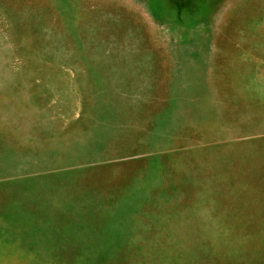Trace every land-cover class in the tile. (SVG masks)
<instances>
[{"label":"rangeland","instance_id":"obj_1","mask_svg":"<svg viewBox=\"0 0 264 264\" xmlns=\"http://www.w3.org/2000/svg\"><path fill=\"white\" fill-rule=\"evenodd\" d=\"M0 264H264V0H0Z\"/></svg>","mask_w":264,"mask_h":264},{"label":"crops","instance_id":"obj_2","mask_svg":"<svg viewBox=\"0 0 264 264\" xmlns=\"http://www.w3.org/2000/svg\"><path fill=\"white\" fill-rule=\"evenodd\" d=\"M206 83V82H205Z\"/></svg>","mask_w":264,"mask_h":264}]
</instances>
